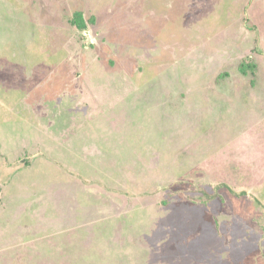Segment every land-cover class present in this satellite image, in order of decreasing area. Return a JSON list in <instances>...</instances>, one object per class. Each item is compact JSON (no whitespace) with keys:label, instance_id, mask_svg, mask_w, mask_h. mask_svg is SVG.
<instances>
[{"label":"rangeland","instance_id":"1","mask_svg":"<svg viewBox=\"0 0 264 264\" xmlns=\"http://www.w3.org/2000/svg\"><path fill=\"white\" fill-rule=\"evenodd\" d=\"M0 264H264V0H0Z\"/></svg>","mask_w":264,"mask_h":264},{"label":"trees","instance_id":"2","mask_svg":"<svg viewBox=\"0 0 264 264\" xmlns=\"http://www.w3.org/2000/svg\"><path fill=\"white\" fill-rule=\"evenodd\" d=\"M78 16H80V15H78ZM81 17V16H80ZM74 21V20H73ZM81 28L83 27V24L81 23V26H80Z\"/></svg>","mask_w":264,"mask_h":264}]
</instances>
